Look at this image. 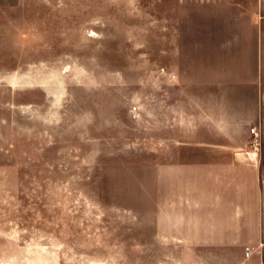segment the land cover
Listing matches in <instances>:
<instances>
[{
    "label": "rangeland",
    "instance_id": "1",
    "mask_svg": "<svg viewBox=\"0 0 264 264\" xmlns=\"http://www.w3.org/2000/svg\"><path fill=\"white\" fill-rule=\"evenodd\" d=\"M22 3L0 12V65L22 81L17 105L0 106V264H155L142 178L175 145L159 105L174 101L159 71L174 13L157 0Z\"/></svg>",
    "mask_w": 264,
    "mask_h": 264
},
{
    "label": "crops",
    "instance_id": "2",
    "mask_svg": "<svg viewBox=\"0 0 264 264\" xmlns=\"http://www.w3.org/2000/svg\"><path fill=\"white\" fill-rule=\"evenodd\" d=\"M157 5L174 13L171 35L159 41L163 89L174 101L164 94L159 105L174 119L175 145L156 149L143 174L152 224L143 247L155 264H264V0ZM23 6L0 0V12ZM1 67L0 106L11 95L17 105L21 74Z\"/></svg>",
    "mask_w": 264,
    "mask_h": 264
},
{
    "label": "built area",
    "instance_id": "3",
    "mask_svg": "<svg viewBox=\"0 0 264 264\" xmlns=\"http://www.w3.org/2000/svg\"><path fill=\"white\" fill-rule=\"evenodd\" d=\"M253 134H255V132L253 131ZM253 143H254V145H258V143H259V140L257 139V138H254V140H253Z\"/></svg>",
    "mask_w": 264,
    "mask_h": 264
}]
</instances>
